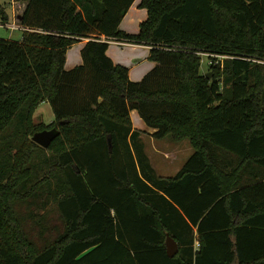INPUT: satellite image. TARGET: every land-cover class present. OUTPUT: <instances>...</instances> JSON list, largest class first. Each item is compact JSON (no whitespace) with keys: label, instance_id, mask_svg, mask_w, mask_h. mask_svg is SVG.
<instances>
[{"label":"trees","instance_id":"obj_1","mask_svg":"<svg viewBox=\"0 0 264 264\" xmlns=\"http://www.w3.org/2000/svg\"><path fill=\"white\" fill-rule=\"evenodd\" d=\"M26 1L22 40L0 38V264H264V0H142L136 35L120 29L135 0ZM104 37L150 46L156 67L131 81ZM45 102L54 120L36 123ZM133 110L191 142L175 176L155 172Z\"/></svg>","mask_w":264,"mask_h":264},{"label":"crops","instance_id":"obj_2","mask_svg":"<svg viewBox=\"0 0 264 264\" xmlns=\"http://www.w3.org/2000/svg\"><path fill=\"white\" fill-rule=\"evenodd\" d=\"M141 1L142 0H135L133 2V4L130 6L129 10L125 14V17L123 18L121 25H120V29L122 31H124L128 34H131V35H136L139 32L140 24L147 20L148 11L145 8H141V6H140ZM18 3H20L18 6L20 7L21 10L18 13H16L17 4L14 1L12 3L11 15H12V17L14 15H16V17L19 19V16L24 12V10L27 6V1L21 0ZM90 40H91L90 38H81L78 43L73 45L67 51L66 63H65V69L66 70H68V71L72 70L73 68L83 64L82 50ZM107 55L111 58V60L114 62V64L122 65V66L127 67L129 69V77H130L131 81H133V82H140L157 65L156 62H154L150 59L151 47L147 46V45L133 44V43H127L125 45H122V44H120L119 41L113 40L111 43H109ZM43 104H46V102ZM39 110H40V107L37 110V112ZM131 120H132V124H133L134 129L145 132V134L142 135L143 142H145L144 140H145V138H147V139H150V141H152L154 144H156V143L158 144V142L159 143L163 142L166 139L165 138L162 140H158V139L154 138L153 135L156 133V129L148 127L147 124L145 123V121L139 115V112L137 110H133L131 112ZM165 147H167V146H164L163 148L156 147L154 152L156 154L164 153L166 155L165 158H167L168 153L165 152ZM146 153H147V149H146ZM192 154H191V156H192ZM149 158H150V160H152V158L150 156H149ZM151 164H152V161H151ZM163 164H164V166L162 169V173H163L164 169L169 170V168H171V165H172L171 162H166V161H164ZM152 166H153L155 172L157 173V171H158L157 164L156 165L152 164ZM162 177H166V176H162ZM198 246H199V242L197 241L196 247H198Z\"/></svg>","mask_w":264,"mask_h":264},{"label":"rangeland","instance_id":"obj_3","mask_svg":"<svg viewBox=\"0 0 264 264\" xmlns=\"http://www.w3.org/2000/svg\"><path fill=\"white\" fill-rule=\"evenodd\" d=\"M15 1L17 4V10L16 13H18L21 9L18 6L20 3L17 0H0V4L5 10V12L9 15H11L12 12V3ZM16 15L12 17V20H16ZM18 21V20H17ZM0 25H2V20L0 16ZM23 37V31L18 30H12L9 28H5L0 26V38L1 39H8V40H14V41H21ZM209 69V59L207 56L202 57L201 62V72L206 73ZM139 117V116H138ZM140 118V117H139ZM34 120L36 123L45 122L46 124H50L54 120V113L52 111V108L50 104H42L40 106V110L36 112ZM147 153L152 158V164H157V175L158 176H166V177H172L184 166L186 161L190 158L191 154L194 152V148L191 145V142L188 139L182 140L180 142H174L170 138H166L163 142H158V144H154L150 139L145 138L144 140ZM165 147V152L168 153L167 158H165V154H156L154 151L156 147L163 148ZM171 162V168L169 170L163 169V162ZM58 222V219H56ZM59 225V223H58ZM54 236V235H53Z\"/></svg>","mask_w":264,"mask_h":264},{"label":"water","instance_id":"obj_4","mask_svg":"<svg viewBox=\"0 0 264 264\" xmlns=\"http://www.w3.org/2000/svg\"><path fill=\"white\" fill-rule=\"evenodd\" d=\"M207 77L210 79L211 75H208ZM59 134L60 132L57 128L43 130L41 132L35 133L33 136V140L43 148H49ZM166 250L168 256L171 258H173L179 252V245L177 241L173 239L169 234L167 235L166 240Z\"/></svg>","mask_w":264,"mask_h":264},{"label":"built area","instance_id":"obj_5","mask_svg":"<svg viewBox=\"0 0 264 264\" xmlns=\"http://www.w3.org/2000/svg\"><path fill=\"white\" fill-rule=\"evenodd\" d=\"M16 17V16H15ZM18 20V21H17ZM0 26H2V27H5V28H9V29H12V30H18V29H20V30H22V31H26V30H28L27 28H25L24 26H22L20 23H19V19L16 17V20L14 19L13 20V22H8V23H2V25H0ZM106 42H108V43H111L113 40H111V39H106L105 37L103 38ZM117 41H119L120 42V44H122V45H125V44H127V43H130V42H127V41H124V40H117ZM205 56V55H204ZM215 57H219V56H215ZM220 59H224V58H229V57H227V56H221V57H219ZM210 61V63H212V61L211 60H209ZM255 62H257V63H261V64H264V60H255Z\"/></svg>","mask_w":264,"mask_h":264}]
</instances>
